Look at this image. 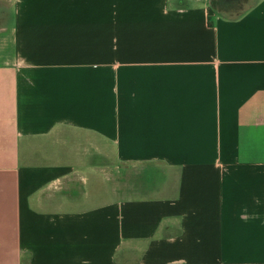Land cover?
Returning a JSON list of instances; mask_svg holds the SVG:
<instances>
[{"label":"crops","instance_id":"0c3cea01","mask_svg":"<svg viewBox=\"0 0 264 264\" xmlns=\"http://www.w3.org/2000/svg\"><path fill=\"white\" fill-rule=\"evenodd\" d=\"M0 264H264V0H0Z\"/></svg>","mask_w":264,"mask_h":264}]
</instances>
